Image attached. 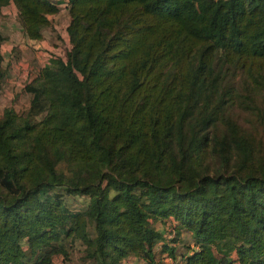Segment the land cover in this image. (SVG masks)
<instances>
[{
    "label": "trees",
    "instance_id": "1",
    "mask_svg": "<svg viewBox=\"0 0 264 264\" xmlns=\"http://www.w3.org/2000/svg\"><path fill=\"white\" fill-rule=\"evenodd\" d=\"M10 3L30 40L63 4L69 48L24 85L26 113L0 114V264L74 247L86 264H264V150L232 114L264 129V0Z\"/></svg>",
    "mask_w": 264,
    "mask_h": 264
},
{
    "label": "rangeland",
    "instance_id": "2",
    "mask_svg": "<svg viewBox=\"0 0 264 264\" xmlns=\"http://www.w3.org/2000/svg\"><path fill=\"white\" fill-rule=\"evenodd\" d=\"M0 12V72H3L0 83V114L5 107H12L17 113L24 114L29 105V94L23 91L25 84L30 83L37 75L39 69L49 63L53 58H64L65 51L69 48L68 37L66 34L67 15L64 10L53 14L49 19V25L42 29V38L30 40L25 38L22 28L16 18V11L12 5L5 6ZM251 98V94H249ZM261 96H256L254 104L261 108L259 104ZM238 105V109L232 114L238 116L241 125L255 136L256 140L262 145L264 150V129L259 128L255 121L254 114L243 113ZM63 201L71 210H81L86 204V197L80 195H63ZM162 233V226L155 225ZM178 243L175 255L190 251L192 241L187 232L181 231L177 235ZM21 244H24L21 242ZM160 245H154V252L157 254ZM73 247V246H72ZM75 248V247H74ZM70 249V264H86L82 256L76 249ZM215 253V252H214ZM218 255L217 253H215ZM165 254L157 255L159 264H167ZM234 257V255H233ZM176 261H180L177 257ZM59 259L55 258L53 264H59ZM61 263V262H60ZM122 264H141L133 258L125 259Z\"/></svg>",
    "mask_w": 264,
    "mask_h": 264
},
{
    "label": "crops",
    "instance_id": "3",
    "mask_svg": "<svg viewBox=\"0 0 264 264\" xmlns=\"http://www.w3.org/2000/svg\"><path fill=\"white\" fill-rule=\"evenodd\" d=\"M52 1H53V0H52ZM8 5H9V6H10V5L13 6V4H11V3L8 4ZM13 7H14V6H13ZM14 9H15V8H14ZM61 10H64V11H65V8H64V5H63V4H59V5H58V12L61 11ZM0 12H2V11H0ZM58 12H57V13H58ZM65 12H66V11H65ZM57 13H56V14H57ZM51 16H52V15H48V16H47L48 21H49V19H50ZM52 64H53V61L50 59L49 63L46 64L45 66H52ZM58 259H59V261L61 262V258L58 257ZM60 262H59V264H64V263H62V262L60 263ZM53 263H54V260H53L52 264H53ZM66 263H67V264H70V262H68V261H65V264H66Z\"/></svg>",
    "mask_w": 264,
    "mask_h": 264
},
{
    "label": "built area",
    "instance_id": "4",
    "mask_svg": "<svg viewBox=\"0 0 264 264\" xmlns=\"http://www.w3.org/2000/svg\"><path fill=\"white\" fill-rule=\"evenodd\" d=\"M165 234L167 235V237L168 238H171L172 237V235H173V232H172V230L171 229H167L166 230V232H165ZM168 260V262H169V264H173V262L171 261V259L169 258V259H167Z\"/></svg>",
    "mask_w": 264,
    "mask_h": 264
}]
</instances>
